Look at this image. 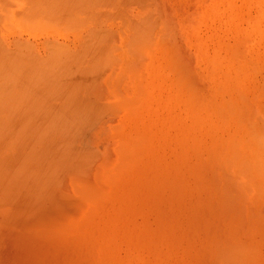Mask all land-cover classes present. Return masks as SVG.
<instances>
[{
    "label": "rangeland",
    "instance_id": "obj_1",
    "mask_svg": "<svg viewBox=\"0 0 264 264\" xmlns=\"http://www.w3.org/2000/svg\"><path fill=\"white\" fill-rule=\"evenodd\" d=\"M0 186V264H264V0H0Z\"/></svg>",
    "mask_w": 264,
    "mask_h": 264
},
{
    "label": "bare ground",
    "instance_id": "obj_2",
    "mask_svg": "<svg viewBox=\"0 0 264 264\" xmlns=\"http://www.w3.org/2000/svg\"><path fill=\"white\" fill-rule=\"evenodd\" d=\"M261 1V0H260ZM137 2H138V0H137ZM140 2V1H139ZM142 2V1H141ZM134 3V2H133ZM143 3V2H142ZM142 3H141V5H142ZM144 6V5H143ZM145 7V6H144ZM153 7V6H152ZM112 17V16H111ZM149 17V15L147 16V18ZM86 19V18H85ZM80 20V19H79ZM108 20V19H107ZM144 20V19H143ZM80 22V26H81V21H79ZM132 22V21H131ZM147 22V21H146ZM84 23V22H83ZM99 23V22H98ZM138 23V22H137ZM85 25V24H84ZM77 27V26H76ZM102 27V26H101ZM103 27H104V24H103ZM78 28V27H77ZM85 28V27H84ZM82 29H83V27H82ZM75 30V29H74ZM78 30H81V29H77V30H75V32L77 31L78 32ZM150 31H152V30H150ZM85 32V31H84ZM95 32V31H94ZM90 33V32H89ZM108 33V32H107ZM97 35L99 34V33H96ZM136 34V33H135ZM140 34V33H139ZM89 35H91V33L89 34ZM94 35H95V33H94ZM94 35H93V37H94ZM96 35V36H97ZM99 36V35H98ZM111 36V35H110ZM147 36H148V33H147ZM165 36V35H164ZM168 36V35H167ZM90 37V36H89ZM101 37V36H100ZM83 38V37H82ZM98 39V37H96V40ZM136 39V38H135ZM87 40H91V39H88L87 38ZM143 40V39H142ZM93 41V40H92ZM95 44L97 45V43L95 42ZM98 44H100V43H98ZM94 45V44H93ZM144 47V46H143ZM148 47H149V44H148ZM101 49V48H100ZM142 49V48H141ZM97 50V49H96ZM98 52V51H97ZM101 52V51H100ZM112 56V55H111ZM143 58V57H142ZM93 59V58H92ZM112 59V58H111ZM84 62V61H83ZM101 62V61H100ZM109 62H111V61H109ZM74 63V62H73ZM95 64V63H94ZM93 64V65H94ZM113 65H115V64H113ZM82 66V65H81ZM105 67V66H104ZM77 73V72H76ZM76 77V76H75ZM81 77V76H80ZM94 77V76H93ZM178 78V77H177ZM82 82V81H81ZM129 100H131V99H129ZM133 102V101H132ZM141 104V103H140ZM3 105V104H2ZM83 105V104H82ZM99 105V104H98ZM131 105V104H130ZM96 106H97V103H96ZM106 107V106H105ZM108 107V106H107ZM133 107V106H132ZM97 108H100L99 106L97 107ZM110 108H112V106L110 107ZM118 108V107H117ZM86 109V108H85ZM116 109V108H115ZM122 109V108H121ZM125 109V108H124ZM104 110V109H103ZM108 111V110H107ZM115 111V110H114ZM111 112H113V111H111ZM114 114H115V112H114ZM99 116H100V114H99ZM98 117V116H97ZM96 119H98V118H96ZM91 124V123H90ZM97 124V123H96ZM121 129V128H120ZM3 130V129H2ZM1 130V131H2ZM10 132V131H9ZM5 133V136H6V134H8V133H6L4 130H3V134ZM11 134V133H10ZM10 136V135H9ZM26 137V136H25ZM35 137V136H34ZM42 137V136H41ZM40 137V138H41ZM51 137V136H50ZM49 137V138H50ZM36 141V140H35ZM38 141V140H37ZM39 142H41V140L39 141ZM32 145V144H31ZM30 146V145H29ZM34 146V145H33ZM55 146V145H54ZM60 146V145H59ZM54 148V147H53ZM57 149V148H56ZM32 150V149H31ZM58 150V149H57ZM61 150V149H60ZM41 152H43V151H41ZM86 154V153H85ZM29 155V154H28ZM25 157V156H24ZM44 157V156H43ZM35 158V157H34ZM88 159V158H87ZM39 160V159H38ZM37 160V161H38ZM27 161V160H26ZM48 161V160H47ZM89 161V160H88ZM70 162V161H69ZM68 162V163H69ZM83 162H84V160H83ZM57 163V162H56ZM48 164H50V163H48ZM55 164V163H54ZM82 164V163H81ZM53 165V164H52ZM46 167V166H45ZM34 168V167H33ZM74 168V167H73ZM81 168V167H80ZM36 169V168H35ZM75 169V168H74ZM37 170V169H36ZM48 170V169H47ZM73 170V169H72ZM78 171H80V169H77ZM39 171V170H38ZM69 171H70V169H69ZM74 171V170H73ZM78 171H76V172H78ZM27 172V171H26ZM25 172V173H26ZM49 172V171H48ZM40 173V172H39ZM71 172H69V175H71L70 174ZM13 174V173H12ZM41 174V173H40ZM45 174V173H44ZM46 174H48V173H46ZM57 175V173L55 174V176ZM63 175V174H62ZM68 176V175H67ZM29 177V176H28ZM43 177H45V175H43ZM58 177V176H57ZM2 179V178H1ZM4 179V178H3ZM8 179V178H7ZM14 179V178H13ZM60 179H62V177L60 178ZM17 180H20V179H17ZM26 180V179H25ZM34 180V179H33ZM12 182V181H11ZM15 182V181H14ZM18 182V181H17ZM30 182H31V180H30ZM12 184V183H11ZM2 185V184H1ZM5 185H7V184H5ZM4 185V186H5ZM16 186H17V184H15ZM24 185V183L22 184V186ZM15 186V187H16ZM51 186V185H50ZM0 187H2V186H0ZM23 188V187H22ZM52 188H54V186H52ZM18 189H20V188H18ZM31 189V188H30ZM10 190H12L11 188H10ZM29 190V189H28ZM5 191V190H4ZM7 191H9V190H7ZM53 191V190H52ZM52 191H50V192H52ZM98 191V190H97ZM61 192V191H60ZM3 193V192H2ZM49 193V192H48ZM53 193V192H52ZM55 193V192H54ZM62 194V193H61ZM52 195V194H51ZM59 195V194H58ZM4 196V195H3ZM12 196V195H11ZM27 196V195H26ZM54 196H56V195H54ZM61 196V195H60ZM87 197V196H86ZM17 198V197H16ZM55 198V197H54ZM59 198V197H58ZM63 198V197H62ZM61 198V199H62ZM10 199V198H9ZM27 199V198H26ZM68 199V198H67ZM5 200V199H4ZM13 200H16V199H13ZM18 200V199H17ZM17 200H16V202H17ZM56 200V199H55ZM71 200H72V197H71ZM34 203H35V201H33ZM33 202H29V203H33ZM10 203H12V202H10ZM28 203V202H27ZM39 203V202H38ZM37 203V204H38ZM66 203H69V202H66ZM71 203V202H70ZM15 204V203H14ZM65 205V204H64ZM24 206V205H23ZM26 206V205H25ZM24 206V207H25ZM47 206V205H46ZM52 206V205H51ZM23 207V208H24ZM36 207V206H35ZM26 208H27V206H26ZM35 209V208H34ZM70 210L68 209V212H69ZM67 212V213H68ZM63 215V214H62ZM61 219H63V218H61Z\"/></svg>",
    "mask_w": 264,
    "mask_h": 264
}]
</instances>
